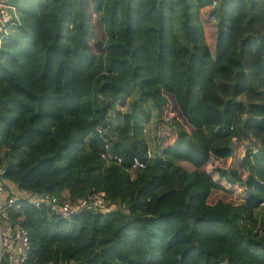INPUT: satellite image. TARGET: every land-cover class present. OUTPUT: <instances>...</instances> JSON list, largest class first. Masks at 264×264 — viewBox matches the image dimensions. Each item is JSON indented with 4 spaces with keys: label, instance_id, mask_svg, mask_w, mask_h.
<instances>
[{
    "label": "trees",
    "instance_id": "1",
    "mask_svg": "<svg viewBox=\"0 0 264 264\" xmlns=\"http://www.w3.org/2000/svg\"><path fill=\"white\" fill-rule=\"evenodd\" d=\"M212 2L12 0L17 18L0 33L2 179L60 203L105 193L117 208L62 220L21 199L7 220L29 234L27 264H264V0H219L215 56L200 17ZM149 101L166 136L156 158L150 114L137 115ZM255 114L233 167L235 124ZM100 126L122 164L102 159ZM135 158L146 168L133 170Z\"/></svg>",
    "mask_w": 264,
    "mask_h": 264
},
{
    "label": "built area",
    "instance_id": "2",
    "mask_svg": "<svg viewBox=\"0 0 264 264\" xmlns=\"http://www.w3.org/2000/svg\"><path fill=\"white\" fill-rule=\"evenodd\" d=\"M219 0H213L211 9H217ZM16 16V9L10 4L6 5V1L0 0V32L5 31L6 25L12 21V17ZM110 128L100 126L97 128V135L103 140L102 159L107 162H116L122 164V159L114 153L115 143L109 135ZM146 164L138 158L132 163V169H145ZM5 170L0 167V215L5 218L0 221V264H27L30 255L29 234L23 228H14L7 220V211L16 207L17 203L23 199L27 200L35 208L43 206L50 207L54 210L62 220H71L75 216L86 210H95L105 214H109L117 208L111 206L106 200L105 193H97L87 198L79 199L74 203H60L59 199L46 192L29 194L21 193V196H13L4 184L2 177ZM25 193V194H24Z\"/></svg>",
    "mask_w": 264,
    "mask_h": 264
},
{
    "label": "rangeland",
    "instance_id": "3",
    "mask_svg": "<svg viewBox=\"0 0 264 264\" xmlns=\"http://www.w3.org/2000/svg\"><path fill=\"white\" fill-rule=\"evenodd\" d=\"M1 1H5V0H1ZM88 4L90 5L91 3L88 2ZM212 13V9L210 7H206L204 9H202L200 11V17L202 20V25L204 28V34H205V42L208 45V47L211 50V53L213 56H215V52H216V41H217V31H218V14H216V19L213 18L211 16ZM92 24H93V28H92V32H91V36L89 37V44L91 46V49L93 51L94 54L96 55H100L103 53V47H102V43L105 40V33H104V28L102 26V24L100 23L98 16L97 15H92ZM1 33V32H0ZM134 99L130 100L129 102H133ZM246 105V104H245ZM258 105H252V106H247V111L248 113H253L254 109L257 108ZM129 110L126 108L122 109V113L126 114L128 113ZM167 114L164 115V118L166 117V119H169L170 117L173 116H178V114H175L174 110L170 111L167 110ZM143 113H148L150 114V120L149 122L144 123V135L145 138L148 142V147L150 149V156L152 158H156V157H160L162 155L163 152V148L165 147V142L163 143V146H160L161 148H158V136L160 134L164 135L163 131H159L158 129V124H159V118H158V114H159V109L156 108V106L149 101L148 103H146V105L143 106L142 109V113L141 111H138L137 115L138 118L141 117V120L144 121L145 116H141ZM240 120L238 122V124H235V128H234V136L231 139V143L232 145L236 146L235 151H236V156H235V160L233 162V167H236L239 162H240V154L242 153V157L245 156V146L243 144V149L240 148V143L237 142L238 141V135L240 134V128L239 127H243L244 124H249L252 123V125H257V123H259V121H261V118L257 117V115L255 114V117H251V118H246V116H242L240 115ZM122 122L121 120L116 119L115 117L113 118V127L117 128L119 126H122ZM241 130H243V128H241ZM246 131V130H245ZM250 131V129H249ZM162 141H166L164 139L161 140ZM167 143V141H166ZM210 170V169H209ZM23 191L20 190H14V195L15 196H21V193ZM232 198H233V203L234 204H239L241 203V194L239 191H233L232 194ZM223 199H228L226 196H223ZM262 213H264V208L263 210H261Z\"/></svg>",
    "mask_w": 264,
    "mask_h": 264
},
{
    "label": "crops",
    "instance_id": "4",
    "mask_svg": "<svg viewBox=\"0 0 264 264\" xmlns=\"http://www.w3.org/2000/svg\"><path fill=\"white\" fill-rule=\"evenodd\" d=\"M6 1V0H5ZM4 184H5V186L8 188V190L11 192V194L12 193H14V190L16 189L17 190V188L12 184V183H10L9 181H5L4 180ZM23 193V192H22ZM25 194V193H24Z\"/></svg>",
    "mask_w": 264,
    "mask_h": 264
},
{
    "label": "water",
    "instance_id": "5",
    "mask_svg": "<svg viewBox=\"0 0 264 264\" xmlns=\"http://www.w3.org/2000/svg\"><path fill=\"white\" fill-rule=\"evenodd\" d=\"M11 2H12V0H6V5L9 6ZM158 2L160 4L161 0H158Z\"/></svg>",
    "mask_w": 264,
    "mask_h": 264
}]
</instances>
